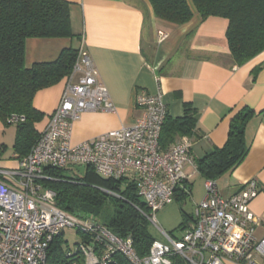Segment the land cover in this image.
Returning a JSON list of instances; mask_svg holds the SVG:
<instances>
[{"label":"built area","instance_id":"1","mask_svg":"<svg viewBox=\"0 0 264 264\" xmlns=\"http://www.w3.org/2000/svg\"><path fill=\"white\" fill-rule=\"evenodd\" d=\"M161 39L166 34L158 32ZM136 105L142 115L130 126L104 132L78 144L70 143L73 123L85 112H114L115 105L98 70L81 45L67 75L55 109L30 151L13 169H0V264H112L119 253L130 264H172L179 255L188 264H264V213L257 216L248 202L258 192L250 181L237 192L224 196L215 179L204 181L205 194L196 204L192 221L180 236L159 228L155 213L174 200L177 188L189 176L186 163L196 169L189 156L190 139L181 136L165 150L159 138L167 116L161 88L141 92ZM24 118L12 114L8 123ZM84 166L103 178L133 184L142 206L135 209L162 233L148 254H136L132 239L113 234L92 216L76 217L59 209L55 193L40 180L50 179L46 167ZM75 228L83 241L67 248L65 261L50 263L48 249L64 228Z\"/></svg>","mask_w":264,"mask_h":264},{"label":"crops","instance_id":"2","mask_svg":"<svg viewBox=\"0 0 264 264\" xmlns=\"http://www.w3.org/2000/svg\"><path fill=\"white\" fill-rule=\"evenodd\" d=\"M71 36L29 37L24 41V65L55 60L65 48L82 45L98 70L115 105L114 112H85L73 123L70 143L78 144L100 134L132 125L142 115L136 96L154 93L159 86L167 114L177 117L185 104L196 110V134L190 139L189 156L195 161L227 139L234 113L253 110L244 126L248 151L243 160L217 179L224 196L254 181L258 192L247 204L257 216L264 213V49L242 64L233 61L225 36L227 19H202L191 0V18L182 24L155 16L148 0H66ZM166 34L161 39L158 32ZM63 82L39 90L33 105L44 113L35 128L41 132L58 104ZM0 120V169H13L19 158L13 150L16 126ZM14 129H13V128ZM12 135L11 146L7 137ZM187 181L199 175L190 164L183 167ZM190 219L186 224H189ZM264 225L257 228V235ZM182 233V232H181ZM63 242L67 243L64 238ZM82 235L72 246L81 242ZM63 248L62 249H67Z\"/></svg>","mask_w":264,"mask_h":264},{"label":"trees","instance_id":"3","mask_svg":"<svg viewBox=\"0 0 264 264\" xmlns=\"http://www.w3.org/2000/svg\"><path fill=\"white\" fill-rule=\"evenodd\" d=\"M148 1L155 16L164 20L182 24L192 16L187 0ZM191 2L202 19L209 16L227 19L225 36L235 63L242 64L264 49V0ZM69 36V3L66 0H0V120L10 125L7 119L12 114L24 118L14 123L13 150L19 158L30 151L40 134L34 125L42 120L44 113L33 105L35 94L61 81L64 85L77 53L73 48H65L55 60L34 63L27 68L24 65V41L29 37ZM252 114L253 110L247 106L234 113L224 145L195 160L197 172L205 179L216 180L243 160L248 151L244 126ZM196 122V110L188 104H185L180 116L170 117L167 114L160 133V149H167L181 136L194 137ZM66 170L46 167L45 173L50 179L40 180L44 188L54 191L56 206L76 217L92 216L116 236L130 237L138 256L148 254L156 239L149 232L148 220L134 207V204L142 206L136 198L134 185L100 177L90 168H85L83 174L74 170L72 175H68ZM190 185L185 182L183 187L177 188L174 199L184 200L190 193ZM187 222L184 218L178 228L183 230ZM62 235L63 232L54 237L49 246L50 263L65 261ZM171 260L172 264H188L179 255H173ZM112 264L130 263L115 253Z\"/></svg>","mask_w":264,"mask_h":264},{"label":"rangeland","instance_id":"4","mask_svg":"<svg viewBox=\"0 0 264 264\" xmlns=\"http://www.w3.org/2000/svg\"><path fill=\"white\" fill-rule=\"evenodd\" d=\"M7 140V144L11 146L13 140L12 135H9ZM72 171H74L73 168H67L66 173L68 175H72ZM190 182H192V188L184 200L179 201L174 199L173 202L165 205L155 213L156 222L159 228L172 236L177 237L181 235L182 229H179L178 225L184 218L185 221H189L194 216L196 204L205 194L204 180L199 175H195ZM121 188H123V185H121ZM148 223V229L153 238L163 241L164 237L160 230L152 222ZM79 237L80 234L75 228H64V238L67 243L62 241V247L67 248V244L68 246H72L73 243L79 239Z\"/></svg>","mask_w":264,"mask_h":264},{"label":"water","instance_id":"5","mask_svg":"<svg viewBox=\"0 0 264 264\" xmlns=\"http://www.w3.org/2000/svg\"><path fill=\"white\" fill-rule=\"evenodd\" d=\"M75 170L79 173V174H83L84 173V166L80 165V166H75L74 167ZM108 194H111L110 192H107Z\"/></svg>","mask_w":264,"mask_h":264}]
</instances>
